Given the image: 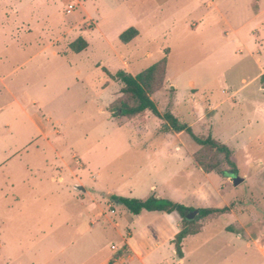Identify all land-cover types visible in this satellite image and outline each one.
<instances>
[{"label": "rangeland", "instance_id": "374dc122", "mask_svg": "<svg viewBox=\"0 0 264 264\" xmlns=\"http://www.w3.org/2000/svg\"><path fill=\"white\" fill-rule=\"evenodd\" d=\"M211 1L175 0L158 10L150 0H0V264H70L62 254L69 243L61 242L74 237L80 220V180L104 201L113 190L126 198L146 196L147 174L138 169L155 153L127 152L125 146L163 143L164 122L148 114L147 123L134 130L118 115L122 84L104 69L116 75L125 57L138 75L169 52L165 82L153 100L164 113L176 99L178 117L196 134H214L236 150L240 180L250 175L246 164L253 160L250 179L227 188L225 197L230 202L239 196L238 204L253 213L256 203L264 213V117L254 105L264 102V74L253 83L260 57L236 54L231 47L220 52L219 35L229 27ZM233 1H225L226 9ZM93 2L103 5L101 18ZM82 10L96 14V30L97 20ZM105 11L110 16L102 20ZM136 21L141 37L122 43L118 32ZM84 30L89 48L70 53L68 45ZM200 103L209 108L202 127L192 112ZM181 140L173 142L183 143L184 152H203L188 135ZM192 181L206 182L196 176ZM67 219L69 226L58 229ZM233 223L222 216L203 235ZM221 241L206 246L192 264H264L255 252L246 253L245 241L234 247Z\"/></svg>", "mask_w": 264, "mask_h": 264}, {"label": "crops", "instance_id": "0c3cea01", "mask_svg": "<svg viewBox=\"0 0 264 264\" xmlns=\"http://www.w3.org/2000/svg\"><path fill=\"white\" fill-rule=\"evenodd\" d=\"M150 1L155 8L162 10L175 0ZM225 1L220 0V2L216 3L212 0L210 5L216 10L220 21H225L229 27L228 30L219 35L221 39L220 52L222 51L223 53L227 47H231L236 54L249 55L253 58L260 57L256 60L260 67V74L253 81L255 83L257 78L264 74V0H234L231 9H226ZM93 7L95 9L94 13L97 14L98 18H101L100 15L104 9L103 5L99 2H93ZM83 14L93 18L96 15H92L86 10H82ZM104 14L105 16L102 20L110 16L106 11ZM98 18H95L97 21L94 30L100 25ZM76 20L78 18L71 20V22L75 23ZM204 21L205 19L202 18L200 24ZM131 25L125 31L130 28H136L140 33L138 38L134 40L136 41L141 37L138 21L133 22ZM198 26L199 24L197 23L194 28H198ZM194 28L190 27L191 30ZM125 31L118 32L116 37L120 40V36ZM84 32L86 30L81 31L77 39L83 38L82 34ZM69 45L68 50L70 53H73L70 51ZM127 59L125 57L124 69H128L135 76L136 74L132 72L131 68L132 62ZM170 81L173 82L171 79ZM237 93H243V90H238ZM241 100L244 103H254L249 98H241ZM224 102H228V99H225L222 103ZM185 103L188 102L185 101ZM257 104L260 106L255 108V112L264 117V102L254 103V105ZM219 107L220 105L210 108V110L211 112H215ZM177 109L178 101L175 99L173 105L168 110L183 122L176 113ZM193 109L196 112H193ZM208 109V106L203 103L198 104V106L194 104L192 108V112L197 117L196 123L201 125V127L207 122L205 114ZM213 118L214 116L210 119L212 126H214ZM187 125L194 130L192 124ZM184 135L187 134L185 132L164 133L162 130L163 143L157 146L130 142V144L125 146V151L127 152L155 153L153 157L147 155L148 162L139 166L138 174H147L148 184H146L144 192L147 193L145 194L146 196L136 198L147 199L155 195L180 203L195 211L228 207L231 211L227 215L235 223L223 226L222 229L207 236L203 234L213 222L203 223V228L199 234L190 236L184 241V258L180 259L177 257L174 245V240L182 229V219L179 214L144 211L140 215L134 216L122 205L112 200L113 196L124 197L118 195L117 190H113L110 194L111 198H105L104 201L99 195H96L90 188L86 187L87 181L80 180V195L77 198L82 209L80 220L75 226L74 237L70 241L61 242L69 243L62 254L67 253L66 260L70 264H192L194 256L200 254L206 246L216 242L219 238H222L221 243L227 247H234L236 243L239 244L245 241L243 246L246 253L255 252L264 260V213L256 203L254 204L256 207L253 213L245 208L241 202L238 204L237 201L240 200L239 196L234 197L228 202L225 197V191L229 187H237L234 183V179L237 177L207 174L202 171L194 159L193 150L184 152L185 146L183 143L173 142L177 141V139L181 140ZM215 138L218 140L217 137ZM234 151L236 159V150ZM151 158H155L156 160L151 161ZM156 161H159L163 166L155 165ZM64 165L68 173L78 178L70 164L65 163ZM253 165V160L247 161L246 167L250 175L245 176L242 181L250 179ZM238 167L240 166L238 165ZM83 171L86 172L87 169H83ZM195 176L204 178L206 182L197 181L195 182L196 184H193L192 180ZM53 180H56V178ZM60 180L64 181L63 178ZM187 184L190 187L185 189L184 187ZM134 194H136V190L135 188H131L130 195L133 196ZM247 215L249 217L246 220L245 216ZM64 222L63 226L61 228L58 227V229L62 230L64 226H69L68 219ZM65 230L68 232L67 229ZM235 235L236 237H234ZM49 243L59 242H52L51 240ZM113 247H116V250H113ZM47 254L44 253L43 258Z\"/></svg>", "mask_w": 264, "mask_h": 264}, {"label": "trees", "instance_id": "16d2710c", "mask_svg": "<svg viewBox=\"0 0 264 264\" xmlns=\"http://www.w3.org/2000/svg\"><path fill=\"white\" fill-rule=\"evenodd\" d=\"M139 35L140 33L136 28H130L120 36V41L124 44H130ZM88 46V42L84 38H79L69 45V49L75 54H80L87 50ZM165 54L166 56L160 62L135 76L125 69L119 70L116 75L104 69L111 80H117L122 84L121 93L123 97L120 101L121 105L117 109L118 115L127 118L129 127L135 130L143 127L147 123L148 114H152L164 121L162 129L164 133L185 132L203 151L194 156L202 171L207 174L217 173L223 176L238 177L233 149L211 134H196L192 127L181 122L171 111L167 110L162 113L158 104L153 100L152 96L163 88L167 75L169 52L167 51ZM112 200L122 205L134 216H138L144 211L179 214L182 219V229L176 236L174 245L177 257L180 259L184 258L183 244L188 237L199 234L203 228V223L214 222L231 211L228 207L201 209L198 210L196 218L189 219V215L195 212L194 209L155 195L144 200L113 196Z\"/></svg>", "mask_w": 264, "mask_h": 264}, {"label": "water", "instance_id": "95a60500", "mask_svg": "<svg viewBox=\"0 0 264 264\" xmlns=\"http://www.w3.org/2000/svg\"><path fill=\"white\" fill-rule=\"evenodd\" d=\"M242 182V180H240L238 177L236 179H234V183L235 185H239ZM107 198L110 199L111 195H107ZM198 215V210H196L195 212H193L192 214L189 215V219H194L196 218V216Z\"/></svg>", "mask_w": 264, "mask_h": 264}, {"label": "built area", "instance_id": "2783aa9c", "mask_svg": "<svg viewBox=\"0 0 264 264\" xmlns=\"http://www.w3.org/2000/svg\"><path fill=\"white\" fill-rule=\"evenodd\" d=\"M73 9H74V7L71 6L69 11L72 12ZM113 250H116V247H113Z\"/></svg>", "mask_w": 264, "mask_h": 264}]
</instances>
